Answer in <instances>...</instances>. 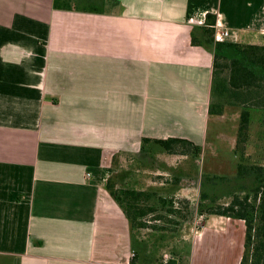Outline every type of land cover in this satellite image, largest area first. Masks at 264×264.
Returning <instances> with one entry per match:
<instances>
[{"label":"crops","instance_id":"0c3cea01","mask_svg":"<svg viewBox=\"0 0 264 264\" xmlns=\"http://www.w3.org/2000/svg\"><path fill=\"white\" fill-rule=\"evenodd\" d=\"M207 13L225 41L264 45V0H114L98 11L0 0L1 262L129 264L143 232L105 188L117 155L135 153L152 172L157 150L151 170L165 181L139 182L129 166L132 188L188 197L184 178L200 176L206 148L219 151L209 134L219 117L208 114L212 48L191 42ZM168 137L193 141L200 156L141 150L142 138ZM244 230L208 215L178 254L196 264L195 244L206 242L200 256L239 264Z\"/></svg>","mask_w":264,"mask_h":264},{"label":"trees","instance_id":"16d2710c","mask_svg":"<svg viewBox=\"0 0 264 264\" xmlns=\"http://www.w3.org/2000/svg\"><path fill=\"white\" fill-rule=\"evenodd\" d=\"M75 1L73 3L72 0H53V7L100 10L96 6L79 7L78 0ZM215 22L216 16L207 13L204 25L191 31V42L194 45L205 44L212 48L213 63L208 114L221 115L226 103L240 108L234 146V154L238 155L236 177L251 178L253 185L242 196L234 194L226 205L209 207L207 215L242 220L245 230L239 264H264V164H247L243 161L244 145L248 140L252 116L255 112L261 111L264 121V45L215 41ZM141 141L142 151L144 146L149 144L170 155L195 158L201 154V147L185 138H142ZM204 177L209 182L218 176L204 175ZM113 180V177H109L105 188L121 208L132 229L141 230L150 227L155 231L167 230L164 226L155 224L148 226L143 220L147 214L160 207L167 206L166 212L173 216L181 213L175 205L177 201L172 196L131 187L117 188ZM201 197H205V194H201ZM161 217L163 218L162 215L157 216L153 220L156 221ZM135 257L137 258V254L134 252L129 264H136Z\"/></svg>","mask_w":264,"mask_h":264},{"label":"rangeland","instance_id":"374dc122","mask_svg":"<svg viewBox=\"0 0 264 264\" xmlns=\"http://www.w3.org/2000/svg\"><path fill=\"white\" fill-rule=\"evenodd\" d=\"M72 2L75 3L76 1L72 0ZM110 2H114V0H78V6H96L100 9H105L109 7ZM213 100L216 101L215 98H213ZM239 112L240 108L238 106L226 103L224 104L222 114L217 115L219 116L217 121L211 122V131L209 134L210 137L213 136L211 141L212 143H217L219 151L214 152L206 148L202 161L203 163L197 167L198 171L202 170L200 176H198L195 181H193L192 176H189L190 179L184 178L182 185L187 183L190 187L193 186L189 191L186 190L185 194H187L188 197L183 195L172 196L177 201L175 205L180 209L181 213L177 216H173L166 212L167 206H159L160 209L158 208V210L144 217L143 220L148 226L155 224L164 226L167 230L155 231L150 227L140 230L143 232V234L140 235L142 240L141 242H135L136 250H139H133L136 254L137 252L140 253L139 258L138 256L137 258L135 257L136 264H189L188 258L180 257L178 253L181 250H187L189 253L190 248H193V235H195L206 220L208 208L211 206L226 205L234 194L242 196L253 185L251 178L236 177L238 155L234 154V146L236 142ZM261 114V111H257L252 116L248 140L244 145L243 161L247 164H264V121L262 120L263 115ZM160 152L162 151L160 150ZM152 153L153 156L149 159L150 162L147 165H149L151 169H154L158 164L157 161L159 158L156 157V154H158L157 150H154ZM137 156L138 155H135V153L130 155L120 154L114 159L116 168L110 177H113V181H115L116 185L115 187L132 188L131 185L140 186L139 183L132 184L128 181L129 166L133 167L136 180L139 182L141 180L137 179V176H145V180H151L152 178L165 181L164 178L166 177L153 174L152 172H154V170L150 169L152 172H147L139 168V165H136V161H138ZM173 160H181V157L177 155L173 156ZM207 171L209 174H205ZM190 173H192V168ZM204 175H216L218 177L212 178V181L208 182ZM169 178L171 181L175 179L174 177H168V179ZM198 186L199 189H197ZM166 192L167 190L164 191L163 194L169 196ZM201 194H205V197H201ZM184 199L186 201H182ZM161 215L163 218L161 217L156 221L153 220V218ZM230 233L231 232H229V235H231ZM161 235L163 236L161 237ZM232 236L236 237L237 233H234ZM220 241L221 240H219L218 243L223 244ZM205 243L206 242H200L195 244L194 248L197 254L194 262L196 264H216L214 260L215 257H209V254L200 256L199 249H201L200 247H204ZM240 243L241 242H238L239 246ZM182 245L184 246L183 249ZM0 264L6 263L0 261Z\"/></svg>","mask_w":264,"mask_h":264},{"label":"built area","instance_id":"2783aa9c","mask_svg":"<svg viewBox=\"0 0 264 264\" xmlns=\"http://www.w3.org/2000/svg\"><path fill=\"white\" fill-rule=\"evenodd\" d=\"M215 26V25H214ZM227 37V32L222 30H215L214 31V40L218 42L225 41ZM134 256V252L131 251L129 257L132 258Z\"/></svg>","mask_w":264,"mask_h":264}]
</instances>
